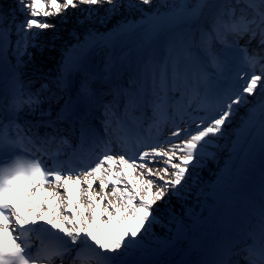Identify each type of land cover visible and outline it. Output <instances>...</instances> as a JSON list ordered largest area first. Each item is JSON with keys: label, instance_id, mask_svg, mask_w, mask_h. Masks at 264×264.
Returning <instances> with one entry per match:
<instances>
[{"label": "snow or ice", "instance_id": "1", "mask_svg": "<svg viewBox=\"0 0 264 264\" xmlns=\"http://www.w3.org/2000/svg\"><path fill=\"white\" fill-rule=\"evenodd\" d=\"M152 2L14 0L10 20L0 12V57L9 47L14 57L11 72L0 75V264H177L167 257L190 225L168 206L190 197L198 170L215 158L208 146L220 147L239 108L255 95L258 107L225 151L243 166L258 140L264 157V0H180L164 5L166 14L142 16L147 46L130 65L121 62L122 72L111 57L102 71L90 66L101 36L90 28L62 53L55 74L34 64L35 51L45 47L40 37L55 33L57 21L67 23L70 9L86 13L77 20L83 26L100 9L105 15L96 22L106 23ZM114 31L127 36L133 29L125 22ZM146 108L153 117L173 110L174 127L139 150V139L129 142ZM84 153L93 159L85 163ZM236 168L221 173V186L232 183ZM38 187L52 189L51 209L41 198L30 215L21 214L20 192ZM261 193L254 222L235 233L244 247L234 251V237L218 249L221 258L179 264H264V183ZM161 202L174 235L148 242L161 223ZM98 215L102 237L91 230Z\"/></svg>", "mask_w": 264, "mask_h": 264}, {"label": "bare ground", "instance_id": "2", "mask_svg": "<svg viewBox=\"0 0 264 264\" xmlns=\"http://www.w3.org/2000/svg\"><path fill=\"white\" fill-rule=\"evenodd\" d=\"M3 1V2H2ZM3 6L0 7V12L7 10L5 15L8 19H11V10L14 8V0H2ZM180 1L176 3L179 5ZM142 7V6H141ZM170 9H162L161 7H153L150 11H143L142 16H148L159 11L161 14H166ZM103 11L100 9L99 13ZM145 12L147 14H145ZM98 13V14H99ZM86 13L78 9H70L68 11L66 20H70L71 17L83 18ZM141 15V14H140ZM142 16H138L137 19H129L128 21L120 19L119 22H110V25L104 28L100 26H92L89 23H86L80 27V31L83 29H93L101 34L98 39L100 40V46L95 48L92 56L89 58L90 66L93 69L100 68L101 70L105 67V59L111 57L114 61L116 68L119 71H123L120 68L121 62L123 61L126 65H130L136 59H138L144 52L147 42L145 37V32L143 29L146 28V21L142 19ZM95 18V17H94ZM127 22L131 25L133 31H131L127 36H118L114 31L117 23ZM79 36L81 39L84 38L85 33L79 32L78 34H73V40L69 44L68 41H65L64 44L66 49L70 48L72 45L77 43L76 36ZM44 36H41L43 38ZM16 37L13 36L12 40L15 41ZM11 50V47H9ZM36 52V51H35ZM12 61L11 65L14 64V57L12 51H10ZM126 58V59H125ZM61 62V56H57L51 64L53 69V74L56 72L57 65ZM127 80V75L124 74L120 82L124 83ZM177 99L179 98V93L175 94ZM111 99L107 97L106 101ZM62 103V102H61ZM151 110V111H150ZM102 111V110H101ZM146 113H150V116H153L152 109L144 110ZM173 110L162 111L158 116L151 119V123H148V120L145 121V135L146 140L144 145L148 144H157L160 141L166 139L170 136V132L166 131L167 135H161V127L165 126L167 120L172 116ZM100 125V122L95 121ZM171 122L168 124V127H171ZM247 147V146H246ZM143 150H148L146 147ZM255 150V152H254ZM207 151L210 150L207 148ZM253 152L255 156L245 161L244 165L241 166L236 161V158L233 160V163H237L236 168V177L231 184L226 186H221L219 184V176L221 173H216L215 177L209 178V197L200 207L199 211L196 212H185V207L183 206L186 201L177 202L175 198L172 199L171 204L168 206L167 211L172 212L174 210L177 218L179 219L181 213H183V218L185 223L190 225L189 229H186L185 232L180 236L179 243H175V250L168 255V259L175 260L177 264L180 261H206L205 256L209 255L208 262H211L215 259L221 258V252L218 250L224 245H231L237 229L246 228L247 225L254 222L260 207V202L262 198L261 186L264 183V159L262 160L259 155H261L258 140L253 147ZM257 156V157H256ZM262 161H260L259 159ZM205 164L203 168H205ZM126 172L131 170L125 169ZM201 171L198 170L197 175ZM131 179V177H129ZM197 182L192 184V187ZM52 191L49 187L40 188L38 187L33 193H25L23 199L24 206L21 209V214L30 215L31 210L38 208L41 205V198L43 201L48 204L49 208L52 207V200L54 197L49 196V192ZM76 186H68V194L71 198L75 195ZM183 202V203H182ZM158 207L160 211L156 213L161 218V223L155 225L153 229H150V233L145 236V240L148 242H154L155 240H166L170 236H173V227L168 223V216L165 215V207L161 202ZM192 214V215H191ZM252 214V217L249 215ZM130 223V222H125ZM195 223V227L191 225ZM115 228V221L110 225ZM97 236H103L105 233V225L103 221L99 218V215L96 219V224L93 229H91ZM236 247L234 251L239 250L244 247V239L241 234L240 237H235ZM210 253V254H209Z\"/></svg>", "mask_w": 264, "mask_h": 264}, {"label": "rangeland", "instance_id": "3", "mask_svg": "<svg viewBox=\"0 0 264 264\" xmlns=\"http://www.w3.org/2000/svg\"><path fill=\"white\" fill-rule=\"evenodd\" d=\"M2 1V0H0ZM180 0H153L151 5H141L142 9L145 11L152 10L153 7H161L162 9H169V7H165L164 5H173L178 3ZM3 2V1H2ZM2 2L0 3V7L3 6ZM138 2V0H136ZM186 3H192L193 0H185ZM8 14L7 10L4 11V14ZM143 12L133 10L131 12L122 11L121 13H118L115 17H113L111 20L107 21L106 23H99L96 22L99 17H103L104 11H101L97 17L94 18L92 23H89L92 26H100L101 28L107 27L110 25V22H119L120 19H123L128 21L129 19H137L138 16H142ZM141 14V15H140ZM145 14H147L145 12ZM78 18L71 17L70 20H67V23H61L60 21H57L58 27L53 33L51 30L47 31L41 38V43L45 45L44 51H36L35 57H34V64L37 67H41L43 71L45 72H52L53 69L51 68V63L56 60L57 56H62V53L66 50V47L64 44L65 41H68V43L72 42L73 40V34H78L79 32L85 33L86 29H83L80 31V27L77 24ZM55 35V39H53ZM69 43V44H70ZM253 47H255V44H253ZM11 51V50H10ZM258 71V69H257ZM259 91V90H258ZM249 103L246 105H242L238 112L233 117V120L231 121L228 129V135L220 141V147L216 148L213 145H209L208 149L210 150L209 153L215 152V158L214 159H208L205 162V168L200 169L199 176V182L197 184L193 185V191L190 195L189 200L184 203V209L187 214V212H196L199 211L202 204L205 202V200L209 197V178L215 177L216 173H222L225 169L231 168L233 163V160L236 158L235 156H231L229 151H225V149H229L230 144L232 140H235L237 136L242 135L244 133V129L242 127V121L247 118L248 113L253 109L257 108L261 97L259 95H255L252 97L247 98ZM168 133L164 131L161 135H167ZM255 152V150H254ZM253 152L252 158L255 156ZM257 157V156H256ZM259 157L263 160L264 157L259 155ZM259 159V158H258ZM259 159L260 161H262ZM183 203V202H182ZM192 215V214H191ZM249 217H252V214L249 215ZM237 258V257H236ZM234 259V258H233Z\"/></svg>", "mask_w": 264, "mask_h": 264}]
</instances>
